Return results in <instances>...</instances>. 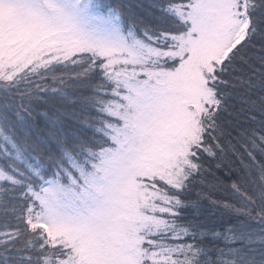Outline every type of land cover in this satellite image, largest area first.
Here are the masks:
<instances>
[{"label":"snow or ice","instance_id":"snow-or-ice-1","mask_svg":"<svg viewBox=\"0 0 264 264\" xmlns=\"http://www.w3.org/2000/svg\"><path fill=\"white\" fill-rule=\"evenodd\" d=\"M0 264H264V0H0Z\"/></svg>","mask_w":264,"mask_h":264}]
</instances>
